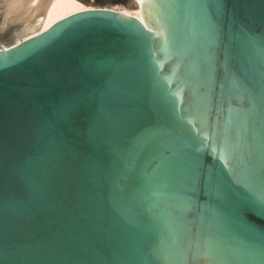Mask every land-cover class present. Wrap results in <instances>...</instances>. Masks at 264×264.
<instances>
[{"label":"water","instance_id":"1","mask_svg":"<svg viewBox=\"0 0 264 264\" xmlns=\"http://www.w3.org/2000/svg\"><path fill=\"white\" fill-rule=\"evenodd\" d=\"M31 1L0 0V264H264V0H141L156 33L93 7L17 43Z\"/></svg>","mask_w":264,"mask_h":264},{"label":"bare ground","instance_id":"2","mask_svg":"<svg viewBox=\"0 0 264 264\" xmlns=\"http://www.w3.org/2000/svg\"><path fill=\"white\" fill-rule=\"evenodd\" d=\"M40 0H32L30 5H29V9H32L33 6L37 5V3ZM136 2V7L134 11H130L124 8H121V10H115L112 9L116 12L122 11L124 14H127L129 16H133L134 18L138 19L144 26L146 29H148L150 32L152 33H156V30L151 29L149 27L146 26L143 17H142V13H141V8H140V3L141 0H134ZM93 7H87L85 5H83L81 2H79L78 0H51L49 7L42 19V22L40 23L39 27L34 30L33 32H30L28 34H25L24 36L19 37V41L17 43H19L21 40H25L27 38H30L44 30H46L47 28H49L52 24H54L55 22H57L58 20L69 16L73 13L79 12V11H83V10H88L91 9ZM15 43V44H17ZM14 45V44H13ZM7 49L4 48V50Z\"/></svg>","mask_w":264,"mask_h":264},{"label":"rangeland","instance_id":"3","mask_svg":"<svg viewBox=\"0 0 264 264\" xmlns=\"http://www.w3.org/2000/svg\"><path fill=\"white\" fill-rule=\"evenodd\" d=\"M80 2V1H79ZM82 3V2H81ZM83 4V3H82ZM87 7H102V8H110V9H115V10H121V8H111V7H104V6H96V5H87V4H83ZM135 8L131 9L130 11H134Z\"/></svg>","mask_w":264,"mask_h":264}]
</instances>
